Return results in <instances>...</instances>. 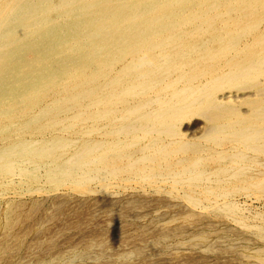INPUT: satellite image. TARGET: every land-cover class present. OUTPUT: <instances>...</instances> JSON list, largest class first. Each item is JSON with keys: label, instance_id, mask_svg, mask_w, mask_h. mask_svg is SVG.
Masks as SVG:
<instances>
[{"label": "bare ground", "instance_id": "bare-ground-1", "mask_svg": "<svg viewBox=\"0 0 264 264\" xmlns=\"http://www.w3.org/2000/svg\"><path fill=\"white\" fill-rule=\"evenodd\" d=\"M134 186L264 242V0H0V195Z\"/></svg>", "mask_w": 264, "mask_h": 264}, {"label": "rangeland", "instance_id": "rangeland-1", "mask_svg": "<svg viewBox=\"0 0 264 264\" xmlns=\"http://www.w3.org/2000/svg\"><path fill=\"white\" fill-rule=\"evenodd\" d=\"M15 189L16 191L13 189V191L7 192L8 194L0 195V264H264L257 262L260 260H256L257 257L253 254L256 250L252 251L261 242L262 244L264 242L260 239V242L256 241L254 237L251 242L248 239L244 242L241 239L238 241L237 238H232L233 236L230 237L224 228L227 229L232 226L238 230L246 229L229 218L213 216L216 213L212 209L202 213L200 210H195V215H198L199 212L201 217L204 215L202 222L196 223V217L195 222L186 218V213L191 212L182 208H147L132 202L139 199L163 197L144 193L146 189L151 192L153 187L134 186L131 189L130 187L128 189H120V187L111 189L107 195H97L100 198L99 203L93 200L92 194L85 196L79 193L73 194L77 197L76 199L69 197V195L59 196L61 201L56 203V206L50 204L52 199L45 201L43 196H39L41 201L38 200L39 203H37L38 201H32L37 198L35 195L18 194L17 188ZM85 198L89 199L90 202ZM14 205H17V209L12 211ZM34 208L37 209L34 210ZM8 216L13 217L14 221L8 223ZM50 217L53 219L51 220ZM205 217L212 218V221L209 222V224L213 222L211 226L207 225ZM15 223L16 225H14ZM224 223H229V225ZM114 236H118V239H114ZM219 246L221 247L220 250Z\"/></svg>", "mask_w": 264, "mask_h": 264}]
</instances>
